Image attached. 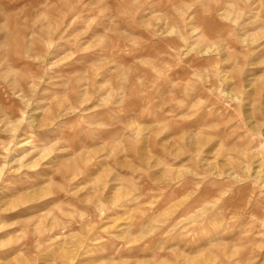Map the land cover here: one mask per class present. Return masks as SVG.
<instances>
[{"label": "clouds", "instance_id": "obj_1", "mask_svg": "<svg viewBox=\"0 0 264 264\" xmlns=\"http://www.w3.org/2000/svg\"><path fill=\"white\" fill-rule=\"evenodd\" d=\"M0 264H264V0H0Z\"/></svg>", "mask_w": 264, "mask_h": 264}]
</instances>
